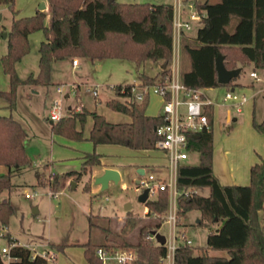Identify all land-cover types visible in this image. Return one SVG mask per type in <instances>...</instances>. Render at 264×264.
<instances>
[{
  "label": "trees",
  "instance_id": "1",
  "mask_svg": "<svg viewBox=\"0 0 264 264\" xmlns=\"http://www.w3.org/2000/svg\"><path fill=\"white\" fill-rule=\"evenodd\" d=\"M12 12L7 31V49L0 56L3 70L9 78V86L0 89L6 98V107L16 104V90L20 84H45L50 82L51 63L54 58L65 56H118L133 60L140 65L146 60H160L165 65L157 72L149 74L140 71L142 84L163 79L169 74L168 62L173 44V4L171 2L122 1V0H48L51 21L44 22L45 12L36 9L27 15H17L14 0H0ZM204 7L202 24L194 38L182 41V52L188 58L189 67L182 71L186 83L195 86H209L227 83L217 81L214 58L221 52L227 67L250 63L253 68L264 69V0H204L195 3ZM235 17L233 29L228 22ZM42 29L44 37L38 45V69L21 77L16 62L29 49L28 34ZM134 82L112 84V95L105 99L109 107L129 115L127 120H110L96 110L69 111L56 120H51L52 131L69 138L87 137L94 144L118 143L131 148H158L160 137L156 127L164 122V114L147 113L148 95L136 100L130 89ZM209 126L198 132L187 133V148L198 152V162L184 160L176 169L177 214L197 207L201 211L199 221L208 223L221 219L219 227L207 234V247L224 248L227 255L209 253L205 248L193 251L190 243L181 241L174 250V264H264V229L259 210L264 207V156L250 166L248 184L222 183L212 169L213 150V106L205 104ZM90 116L92 121L87 136L84 123ZM254 127L264 132V120L253 118ZM197 133L195 136L194 134ZM27 131L23 124L10 113H0V163L8 169L0 172V192L8 190L11 175L31 160L25 151L24 139ZM102 153L95 150L82 154L79 169L67 173L83 174L92 165L101 162ZM208 186L204 194L192 187ZM88 190V188H85ZM187 189H191V191ZM148 212H164L168 207L166 188L156 190L155 197L144 201ZM13 204L9 195L0 198V224L6 226ZM151 215V214H150ZM153 215V214H152ZM161 222L155 216L141 223L135 241H129L124 234L137 224L134 215L126 212L120 227L121 239L108 237L101 243L86 241L84 254L88 264H102L96 252L100 244L112 248L132 246L136 256L128 264H163L160 257L165 252V244L153 242L149 234ZM9 254L7 264H46V256L32 252L7 231ZM62 249L65 242H52Z\"/></svg>",
  "mask_w": 264,
  "mask_h": 264
},
{
  "label": "rangeland",
  "instance_id": "2",
  "mask_svg": "<svg viewBox=\"0 0 264 264\" xmlns=\"http://www.w3.org/2000/svg\"><path fill=\"white\" fill-rule=\"evenodd\" d=\"M38 1L14 0V6L18 9V15H27L33 13L29 10L31 4H37ZM181 4L182 9H185L184 11L189 9L186 0H182ZM11 19L12 12L10 8L6 3L0 2V56L7 49V36H4L3 32L8 31ZM198 23V20L193 21L191 32L197 29ZM43 37L42 29L33 30L28 34L29 49L16 62V69L18 74L22 75L21 77L26 76L31 69H38L37 45L39 39ZM182 50L180 45L181 53ZM73 57L79 59L77 66L72 65L71 56L52 61L50 82L31 84L36 85V88L29 87L26 84L18 85L15 106L11 109L8 107L0 108L1 112L10 113L13 117L18 118L27 130L28 137L26 136V139H24L26 140L24 145L25 151L31 160L30 164L23 167L26 168L25 170L11 175V187L0 192V198L4 195H9L13 204V212L10 214L8 224L3 229L2 224H0V250L3 246L8 245L7 237L3 234L7 231L17 233L21 237L31 233L39 237L50 235L58 238V240L79 239L85 242L101 243L107 240L106 230L103 228L107 226L109 238L121 239V226H118L117 217L121 216L124 218L127 211L137 219L136 226L124 234L129 241H135L139 225L154 218V215H159L161 218V222L155 226V230L158 229L165 234L168 233V223L163 217L165 211L144 212L143 208L146 207L148 209V207L138 199L141 187L135 183V179L140 175L136 171V165L129 163L132 158L140 155V151L137 149L121 144L103 145L106 146L103 147V151L122 159L124 162L127 161L121 167L123 170L122 178L118 182L110 183L103 190H91L95 177L94 168L97 167L96 164L92 165L81 175L69 173L72 174L71 178L73 180L65 176L67 172L58 173L50 170L51 168L56 171L78 169L80 164L78 152L79 149L85 147L83 142H89L88 149L96 148L97 146V144L88 139L69 138L51 131L48 113L54 100L61 103L62 115L67 114L69 111L96 109L98 112L104 113L110 120H127L129 119L127 113L110 108L106 105L105 99L112 94L111 83L137 80L138 73L142 71V67H138L129 58L101 56L92 60L90 57L82 55ZM98 63L101 65L98 66ZM251 67L252 65L244 64L237 77L243 82V86H247V88L244 89L240 84L231 81V84H235V88L232 91L238 97L241 95L242 90L248 95L260 86H264L263 70L261 68L258 69L260 79H255L249 75ZM145 70L148 71L147 67H145ZM58 85L63 87V91L57 90ZM8 86L9 78L3 70L0 61V88H7ZM95 86L99 92L100 98L98 99L96 94L92 92V88ZM226 87L227 85L225 84L213 86L207 90V95L214 103L219 102L222 100ZM106 88L107 90H105ZM66 91H68V95L64 94ZM0 99H4V97L0 95ZM230 100H236V98L225 100L226 104ZM68 104H70L69 108H67ZM225 106L227 105H216L212 129L215 135L224 134L225 146L233 150V153L240 152L245 148L248 141L247 125L241 119L242 112L237 113V120H226L224 117L226 114ZM150 108L153 109L152 107ZM253 108L254 114L252 113V117L261 121L262 117H264L263 89L255 94ZM235 112V109L232 108V113ZM252 117L250 119L251 125H253ZM90 125L91 118L88 116L84 123V130L86 131ZM226 126L229 128L227 129ZM198 159L197 151H189L188 157L185 158V160L190 162H198ZM143 168L144 173L141 176H146L149 172H152L153 174L161 173L166 178L168 177V169L166 167L145 164ZM73 182H77V184L73 186ZM34 188L37 189L34 195H25L26 191H32ZM85 188H88V190ZM192 189L204 194L209 193L208 186L192 187ZM188 190L191 191V189L186 191L188 192ZM155 196L156 192L149 195V197ZM127 202H130L131 206L125 210L124 207ZM34 204L37 205V210H34ZM200 217L201 211L197 207L189 208L184 213L177 214L176 232L178 234L181 231L185 232V236L190 238V244L195 252L205 248L209 253L227 255V251L223 248L206 246L207 234L210 230L215 229V225L221 219L205 223L204 220H198ZM149 238L156 242L153 237ZM35 248L43 249L41 246H36ZM3 259L5 262L9 260L5 254Z\"/></svg>",
  "mask_w": 264,
  "mask_h": 264
},
{
  "label": "crops",
  "instance_id": "3",
  "mask_svg": "<svg viewBox=\"0 0 264 264\" xmlns=\"http://www.w3.org/2000/svg\"><path fill=\"white\" fill-rule=\"evenodd\" d=\"M122 1H126V0H122ZM133 1H150V2L166 1V2H171L173 4V8H176L177 1H180L179 6H180V11H181V16H182V18H188V10L189 9L187 11H184L185 9H182V7H181V5H182L181 1L182 0H133ZM189 1L190 0H186V2H189ZM191 1H193L195 4V3H201L204 0L203 1L191 0ZM208 1L215 2L218 0H208ZM41 2H44L43 7H40ZM36 9H43L44 10V12H45L44 22H45V24L48 25L51 21V10H50V5H49L48 0H39L37 4H31V7L29 8V10H31V12H34ZM196 9L202 13V16L206 13V9L204 7H200V8L196 7ZM17 15H18V12H17ZM22 15H24V14H22ZM194 20L199 21L197 28L202 24L201 17L197 18V19H190L191 27L182 29V31L178 37L179 38L178 61H179V68H180L181 74H183L182 71L184 69L189 67L190 62H189L188 58L184 56L183 52L182 53L180 52V45L182 44V41L185 38H194V36L196 35L197 29L194 32L190 31V29L193 26ZM235 21H236V18L233 17L231 19V21L228 22L227 28L233 29L235 26ZM6 35H7V33H6ZM6 35H4V36H6ZM41 39L42 38H40L39 41ZM39 41H38V45H39ZM38 45H37V52H38ZM90 58L92 60H94V59H97L99 57H90ZM56 60H57V58L53 59V61H56ZM71 63H72V65L77 66L79 64V59H77V63L74 64L72 62V57H71ZM247 64L251 65L250 63H247ZM100 65L101 64L98 63V66H100ZM163 66L164 65L162 64V62L160 60H146L143 63H141L140 65H138V67H142L143 72H147L149 74H153V73L159 71ZM167 66L169 67V62H168ZM145 67H147L148 71L145 70ZM258 69H260V68L251 67V69L249 70V75L254 77L255 79H260V74H259ZM261 69L264 72V69L263 68H261ZM241 70H242V68L240 66V70H239L238 74L236 76H234L233 78H231L230 80L235 81V83L240 84V86L244 87V89H245V88H247V86L246 87L243 86V82L241 80L237 79ZM251 70H255L258 77H255L254 75L250 74ZM36 71H37V68L35 70H33V69L29 70L28 73L29 72H36ZM138 81H140L139 77L137 80L124 81V82H120V83L138 82ZM114 83H117V82H113V83H111V85ZM22 85H25V84H20V86H22ZM26 85H29V87H32V88H36V85H31V84H26ZM213 86H216V85H209V86L201 85L200 86L204 95L211 100V103L213 106V123H214V109H216V105H227V106H225V111H226V114L224 116L225 119L226 120H237L238 119L237 113L242 112L241 113V115H242L241 119H243L246 122L247 132H248V141H247L245 148L242 149L240 152H235V153L232 152L233 150H231L230 148L225 146L224 134L219 133V134L215 135L213 132V136H212V140H213L212 169H213V172L218 177L219 181L222 183L248 184L249 180H250V166H251V164L254 163L255 161H259L260 158L262 156H264V133L261 131H258L250 123L252 113L254 114L253 105H254L255 94L261 89L264 90V86L263 85L260 86L258 89L252 91L248 95L245 93L244 90H242L240 93L241 95L239 97H237L236 100H230L228 104H226L227 102H225V100H227L229 98H224V93L222 95V100H220L219 102L217 101L216 103H214V101L207 95L208 94L207 90L211 89V87H213ZM231 87H233V88H231ZM94 88L96 89L95 94H96L97 99H98V98H100L98 89L96 88V86ZM94 88H92V92H93ZM228 88L230 90H234L235 84H231L230 86L228 85L226 87V89H228ZM2 89H4V88H2ZM226 89H225V91H226ZM105 90H107V88ZM64 94L68 95V91H66ZM148 97H149V99H148V103L146 106V112L151 113V114H155V113L161 111L162 97L156 93H151L148 95ZM4 99H0V108L6 107L7 100L5 97H4ZM148 104H149V107H148ZM236 106H238V108H236ZM69 107H70V104H68L67 108H69ZM150 107H152L153 109H151ZM232 108L235 109V111H236L235 113H232ZM90 110H96V109H90ZM0 113H3V112L0 111ZM16 119H18V118H16ZM49 120L51 122L50 118H49ZM262 120H264V117H262ZM91 121H92V119H91ZM89 128L90 127H88V129L86 131L83 130L85 136H87ZM212 128H213V124H212ZM226 128L228 129L229 127L226 126ZM50 129H51V125H50ZM51 131H52V129H51ZM27 137H28V133H27ZM82 139H88V138L84 137ZM88 140L91 141L90 139H88ZM83 143H85V147H82V149H79V152H78V156L80 158L79 167L81 165L82 154L85 151L92 150L94 148L93 147L92 149H88L89 148V146H88L89 142H83ZM104 144L108 145V144H118V143H97L95 150L101 152L102 156L100 158L101 162L99 164H96L97 167L94 168V176L96 174L101 173L105 166H113L119 170V173H120V176L118 179V181H119L123 176V170L121 167L124 166L127 161L124 162L122 159H120L116 156H112V155H110V153H106L105 151H103V147H106V146H103ZM134 149H137L138 151H140V155L132 158V161H130L129 163H134L136 165V171L138 172V175H140L136 179H139L140 177H142L141 175L144 172L140 173L138 171V168H140V167L143 168V165H145V164L167 168L166 153L164 150H162L160 148H150V149L134 148ZM191 151H195V150H190V152ZM49 164H50V162H49ZM79 167H78V169H79ZM5 169L7 170L8 167L5 164L0 163V172L6 171ZM25 169L26 168H21L17 172H22ZM74 169H77V168H74ZM74 169H66L65 171L64 170L56 171L55 169L51 168L50 170L58 172V173H61V172L63 173V172H67L69 170H74ZM143 170H144V168H143ZM155 175L164 177L163 174H161V173L155 174ZM36 176H37V172H36ZM65 176L68 177L69 179L73 180L71 178L72 174L67 173V174H65ZM136 179H135V181H136ZM118 181H116V182H118ZM112 182H115V181L110 179L108 182V185ZM76 184H77V182H73V186H75ZM136 184H138V183H136ZM105 188H107V187H105ZM105 188H101L100 183H96L93 181V186H92L91 190L92 191L97 190V189L103 190ZM149 195H151V194H148V197H149ZM130 206H131L130 202H127L126 206L124 207L125 210L130 208ZM33 208H34V210H37V205L34 204ZM144 208H146V207H144ZM125 214H126V212H125ZM259 215L263 219V229H264V207L259 210ZM117 219H118V226L120 227L123 223L124 218L121 216L120 217L118 216ZM221 223H222V220L217 222V224L215 226L219 227L221 225ZM8 232L11 234V236L16 238V240L19 243L27 245L31 250L33 249L32 252H35V253L38 252V253L44 254L46 256V264H88V261L85 257V254H84V248H85L84 243H85V241H82L79 239H72V240H68V239L60 240L59 239L58 240V238L51 237L50 235L39 237L36 234H31V233L27 234V236L21 237L19 234L14 233L12 231H8ZM181 232H184V231H181ZM184 234H185V232H184ZM52 242H65L66 244L63 246L62 249H60V248L56 247L55 245H53ZM36 246H41V247H43V249L39 250V249L35 248ZM3 255H4V253L2 252V250H0V258H1V261L3 262L2 264H7V262H5L3 259Z\"/></svg>",
  "mask_w": 264,
  "mask_h": 264
},
{
  "label": "built area",
  "instance_id": "4",
  "mask_svg": "<svg viewBox=\"0 0 264 264\" xmlns=\"http://www.w3.org/2000/svg\"><path fill=\"white\" fill-rule=\"evenodd\" d=\"M180 1H177L173 12V44L172 53L169 60V74L163 79L157 78L152 83L142 84L140 81L134 82L130 89L136 100H141L145 95L151 93L159 94L162 97L161 111L164 114V122L156 127L160 137L156 140V146L166 153V165L168 177L156 176L149 172L146 176L139 178L141 189L148 186V194H153L159 188H166L168 191V207L163 214L164 220L168 223V233L165 234V252L160 257L163 264H174V250L181 242L190 243L184 232H176L175 223L177 220L176 196V169L180 162L188 156L187 133L198 132L209 126L208 115L205 111V104L211 100L204 95L200 86L190 85L185 82L180 72L178 61L179 35L184 28H190V19H197L202 13L196 9L193 1H189L188 18H182L180 11ZM72 62L77 63V58L73 57ZM250 74L258 77L255 70ZM58 91H63L61 85L57 86ZM96 93V89H93ZM238 95L229 88L224 92V98H237ZM238 108V106H236ZM63 114L61 103L57 100L51 104L48 116L51 120L58 119ZM37 189L26 191L25 195H34ZM51 194V191H49ZM148 209L144 208V212ZM4 226H2V229ZM3 233V232H2ZM156 242L154 232L149 234ZM10 244L2 247V252L11 258L9 254ZM96 252L102 264H128L136 256V250L132 246L106 247L102 244L96 247Z\"/></svg>",
  "mask_w": 264,
  "mask_h": 264
},
{
  "label": "water",
  "instance_id": "5",
  "mask_svg": "<svg viewBox=\"0 0 264 264\" xmlns=\"http://www.w3.org/2000/svg\"><path fill=\"white\" fill-rule=\"evenodd\" d=\"M44 2H41L40 7H43ZM6 31L3 32V35H6ZM163 65H165V63H162ZM214 66L216 69V77H217V81L220 83H227L230 81L231 78H233L234 76H236L240 70V66H235V67H227L224 63V57L223 54L221 52H217V54L215 55L214 58ZM233 88V87H231ZM195 136L197 135V133L194 134ZM26 140H24L25 143ZM138 171L140 173H143L144 170L142 167L138 168ZM120 176L119 170L113 166H105L103 168V171L99 174H96L94 177V182L96 183H100L101 188H105L108 185L109 180H113V181H118ZM136 183H139V179H136L135 181ZM148 186H144L140 192L138 193V199L142 202H144L147 197H148ZM129 205V204H128ZM152 232H154L155 234V238L160 242V243H164L165 242V234L158 231V230H153ZM3 262L1 261L0 258V264H2Z\"/></svg>",
  "mask_w": 264,
  "mask_h": 264
}]
</instances>
